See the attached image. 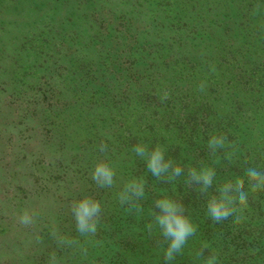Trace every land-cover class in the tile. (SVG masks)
<instances>
[{"label":"trees","instance_id":"obj_1","mask_svg":"<svg viewBox=\"0 0 264 264\" xmlns=\"http://www.w3.org/2000/svg\"><path fill=\"white\" fill-rule=\"evenodd\" d=\"M48 1L54 10L47 27L21 42L24 47L35 44L33 49L14 54L12 66L18 71L14 78L19 76L20 83L28 75L36 77L41 87L49 85L52 93L62 95L50 103L73 120L62 124L65 136L71 134L65 130L70 125L80 129L76 152L63 171L71 177L77 198L94 197L102 212L97 234L91 238H81L71 212L66 214L70 228L60 230L80 239V247L58 248L49 234L55 221H50L41 254L33 245L32 264H41L44 255L52 252L64 256V264H168L163 255L166 244L152 215L153 210L159 211L155 201L163 196L182 202L197 225L196 234L171 264H204L211 254L217 255L218 264H264V191L249 194L240 224L232 218L216 223L207 216L206 198L198 186L185 183L187 169L201 164L216 173L210 192L243 176L248 167L264 170V0H150L144 12L159 14L142 31L136 26L134 5L113 12L104 0ZM8 2L0 0V27L3 16L21 4ZM220 12L222 19L212 17ZM143 17L146 21L147 14ZM75 18L79 25L72 35L66 24ZM58 30L60 45L73 40L76 46L69 44L61 59L64 65L57 66L61 72L55 75L53 65L61 60L48 51L59 46ZM81 48L95 51L94 56L75 52ZM210 66L216 71L210 72ZM201 81L208 85L204 92L197 91ZM49 90L42 88L43 94ZM163 90L170 92V99L161 102ZM211 133L226 135L234 147L210 154ZM137 143L150 148L161 144L165 157L183 167L184 174L172 182L158 180L146 161L133 153ZM101 145L106 146L103 152ZM226 152L233 153L231 160L225 158ZM98 159L114 167L113 188L100 189L92 181ZM132 178L145 184L139 214L117 199L123 184Z\"/></svg>","mask_w":264,"mask_h":264},{"label":"rangeland","instance_id":"obj_2","mask_svg":"<svg viewBox=\"0 0 264 264\" xmlns=\"http://www.w3.org/2000/svg\"><path fill=\"white\" fill-rule=\"evenodd\" d=\"M19 1L21 4L18 10L4 15L1 20L5 23L0 27V49L4 50L2 54L4 56L0 55L2 59L0 60V264H32L30 254L36 252L33 245L37 253H40L42 248V242L38 243L37 237L41 241L49 237L42 238L48 234L50 229L48 226L52 220L59 228H70L71 224L66 214L70 212L71 202L77 199V194L73 193L74 185L71 180L69 182L71 177L66 175L63 169L76 152L75 142L80 129L70 125L65 130L70 131L71 134L65 136L62 124L73 120H68V115L62 113L61 108L50 103L51 100L62 98V95L52 93L48 89L49 85L41 87L42 85L36 82V77L29 75L26 78L23 76L25 79L17 83L20 80L19 76L17 78L14 76L18 71L14 72L15 68L12 66L16 57L15 52L26 54L27 51L30 52V48L33 49L35 44L24 47L21 42L40 35L43 28L48 25L47 18L54 7L48 0ZM70 1L75 4L80 0ZM150 2V0H131V3L127 4L125 0H104V4L113 12L134 5L133 15L138 20L136 26L140 31L159 14L156 11L144 12L150 7ZM8 3L13 5L15 0H9ZM214 5L220 7L218 3ZM157 7L156 5L155 8ZM78 8L84 7L78 6ZM144 13L147 14L146 21L143 17ZM212 17L222 19L223 13L220 12ZM112 18L113 15L110 16V19ZM234 18L236 19V16ZM78 25L76 18L73 19V23L66 24L72 35ZM61 34L62 32L58 30L55 36L59 46H53L48 51L51 54H48L49 56L56 53L60 60L69 50L70 43L76 46L73 40L69 44L60 45ZM217 34L218 37L222 35L220 31ZM23 48L26 50L22 51ZM75 52L79 55L86 54L89 58L95 54V51L87 52L82 48ZM26 57L29 60V56ZM61 64L64 65L62 60L61 63L53 65L52 70L55 75L61 72L60 67H57ZM42 88L49 92L43 94ZM69 184H72L71 190L66 192L65 189L70 186ZM25 208L40 214L33 227L25 228L17 222L18 215ZM56 255L59 264H64V256ZM44 256L45 260L41 264H48L49 255Z\"/></svg>","mask_w":264,"mask_h":264},{"label":"clouds","instance_id":"obj_3","mask_svg":"<svg viewBox=\"0 0 264 264\" xmlns=\"http://www.w3.org/2000/svg\"><path fill=\"white\" fill-rule=\"evenodd\" d=\"M209 71L215 72L216 69L214 66H210ZM207 87V82L201 81L197 85V91L204 92ZM159 99L161 102L167 101L170 99V92L168 90L161 91ZM226 147H234L226 135L209 134L207 148L210 150V154L215 155L217 150H223ZM105 150L106 146L101 145L100 151ZM132 151L137 157L146 161L148 171L158 180L172 182L184 174L183 167L173 159L165 157L166 150L159 143L152 145L151 148L147 144L137 143L133 146ZM232 155V152H226L225 158L231 160ZM215 177L214 168L201 164L199 167L193 166L187 169L185 183L198 186L200 193L206 198L207 216L213 222L220 223L232 218L233 223L240 224L243 212L248 206L249 194L264 191V170L248 167L244 170L243 176H237L216 185L215 191L210 192L209 189L213 187ZM91 179L98 188L110 189L116 185V171L106 159H98L93 166ZM246 182L247 190L245 189ZM144 196V181L137 178L129 179L117 193L119 203L131 205L138 214L143 211L138 202ZM155 208L159 211L153 210L154 223L166 244V247L163 248L164 259L168 264H171L175 257L183 252L189 238L196 234L197 225L187 215L182 202L168 196L157 199ZM70 212L75 222V231L81 238L96 236L102 212L101 204L97 199L84 194L71 202ZM39 215L38 212L25 208L18 215L17 222L25 228L33 227L37 223ZM149 227L151 228L152 225L150 224ZM49 234L58 248L81 246L80 239L63 234L56 224L51 226ZM37 242H42L39 237H37ZM84 251L86 252V249ZM197 255L201 256L203 252H198ZM48 264H59L55 252L50 253ZM204 264H218L217 255L207 256Z\"/></svg>","mask_w":264,"mask_h":264}]
</instances>
